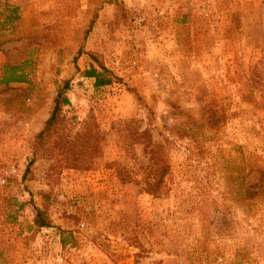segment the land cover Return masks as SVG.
<instances>
[{"label":"rangeland","instance_id":"rangeland-1","mask_svg":"<svg viewBox=\"0 0 264 264\" xmlns=\"http://www.w3.org/2000/svg\"><path fill=\"white\" fill-rule=\"evenodd\" d=\"M91 52L113 83L82 75ZM28 55L31 82L0 86V264H264V0H0V64ZM65 79L66 112L92 110L106 141L47 179L32 142ZM131 118L167 145L164 195L107 166H133L111 130ZM39 190L52 222L34 230Z\"/></svg>","mask_w":264,"mask_h":264},{"label":"trees","instance_id":"trees-1","mask_svg":"<svg viewBox=\"0 0 264 264\" xmlns=\"http://www.w3.org/2000/svg\"><path fill=\"white\" fill-rule=\"evenodd\" d=\"M5 10L9 13L3 18L4 23H11L13 19L18 18L17 7L6 5ZM90 56L96 65L91 64L82 71V75L92 78L95 88L113 83V74L102 61H99L96 53L91 52ZM34 69L35 59L30 55L17 63L4 62L0 64V86L29 83ZM70 89L69 79L57 85L53 106L32 142L33 153L36 154L39 151L49 162L46 169L47 179L57 178L64 169H92L96 159L103 154L107 131L101 127L92 110L80 121L75 115H68L65 107L71 105L67 94ZM111 130L118 135L125 155L134 161L133 166H128L116 159L107 163V166L114 170L119 181L131 182L134 180V175L141 173V179L134 181L141 184L143 191L155 196L167 193L172 176L167 145L164 142H155L151 131L148 128L137 127L133 118L113 121ZM139 147L140 151H138ZM259 172L263 175L261 170ZM254 183L251 179L242 178L237 185L239 196L237 199L244 202L253 198L254 192H251V188L255 186ZM38 193L41 196V202L39 205H33L32 228L34 230L49 227L52 222L49 215L50 191L39 190Z\"/></svg>","mask_w":264,"mask_h":264},{"label":"built area","instance_id":"built-area-1","mask_svg":"<svg viewBox=\"0 0 264 264\" xmlns=\"http://www.w3.org/2000/svg\"><path fill=\"white\" fill-rule=\"evenodd\" d=\"M0 182H4V179L2 177H0Z\"/></svg>","mask_w":264,"mask_h":264}]
</instances>
